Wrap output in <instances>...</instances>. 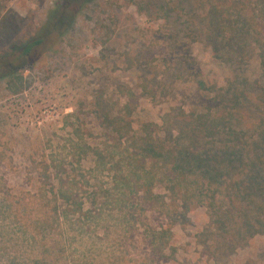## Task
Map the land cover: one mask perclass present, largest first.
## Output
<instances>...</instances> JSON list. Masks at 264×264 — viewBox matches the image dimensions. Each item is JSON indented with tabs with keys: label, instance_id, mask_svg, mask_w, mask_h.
I'll return each mask as SVG.
<instances>
[{
	"label": "trees",
	"instance_id": "obj_1",
	"mask_svg": "<svg viewBox=\"0 0 264 264\" xmlns=\"http://www.w3.org/2000/svg\"><path fill=\"white\" fill-rule=\"evenodd\" d=\"M92 1L57 0L35 38L21 47V56L48 47L49 37L67 32L81 7ZM168 5L183 12L186 38L205 43L226 76L218 81L212 71L211 78L192 62L190 45L184 58L176 59L173 49L158 42L162 29L137 56L123 53L125 67L132 75L138 73L134 84L139 93L129 83H119L118 96L102 88L91 106L103 128L111 129L110 148L103 144L96 154L97 167L110 165L111 188L98 185L90 198L87 171L67 170L63 156L28 158L25 180L35 189L30 203L12 198L6 177L0 175L3 264H68L59 247L44 249L38 257L28 256L27 248H38L39 238L86 231L89 213L96 220L104 215L125 220L128 234L137 225L143 228L151 247L149 262L167 260V243H158V238L164 240L169 234L165 226L171 228L194 206L207 214L201 247L216 264L228 262V254L248 238L264 235V0H169ZM180 30H172L171 37ZM3 69L0 62V79L14 74ZM172 96H180L179 105L168 107L160 125H144L143 135L132 131L131 116L142 99L157 103ZM84 157L88 153L73 157L70 165L81 168ZM89 199L91 210H85ZM47 253L55 257L53 262Z\"/></svg>",
	"mask_w": 264,
	"mask_h": 264
},
{
	"label": "rangeland",
	"instance_id": "obj_2",
	"mask_svg": "<svg viewBox=\"0 0 264 264\" xmlns=\"http://www.w3.org/2000/svg\"><path fill=\"white\" fill-rule=\"evenodd\" d=\"M56 2L0 0V62L7 74L14 71L11 77L0 79V175L6 177L11 197L25 199L26 203L31 202L35 191L33 184L30 187L25 180L29 179L31 166L28 158L34 155H39L38 160L63 156L69 163L67 170L71 167L87 171L86 191L90 198L99 186L102 190L111 188L110 165H96L97 152H102L103 144L112 143L107 139L111 129L105 130L96 119L91 107L93 99L102 88L118 96L119 83H129L139 93L134 84L138 73L131 74L122 55L137 56L140 49L153 42V34L159 29V44L173 49L176 59L184 58L185 46L190 45V54L186 55L199 68L206 74L212 71L213 77H219L214 79L221 82L220 76H226L225 70L217 69L205 43L186 38L183 12L169 6V0H94L81 7L67 32L58 38L49 37L48 47H38L28 56H21V47L27 39L35 38ZM174 29L181 30L172 38ZM179 100L180 96L157 103L142 99L131 116L132 131L143 135L144 125H160L168 107L179 105ZM86 153L89 157L83 158L81 168L70 165L73 157ZM85 201L84 209L91 210L90 199ZM110 209L107 206V211ZM147 216L153 225L157 223L150 214ZM86 217V231L74 229L68 235L39 238L38 248L28 246V256L38 257L44 249L55 246L64 250L62 255L68 264H216L201 247L200 235L208 227L203 208L194 206L171 228L163 225L169 228V234L164 240L158 238V243H167V260L150 262L146 260L151 254L150 242L139 225L128 234L125 220L121 223L110 215L96 220L92 213ZM228 255L224 264H264V235L248 238ZM46 257L52 262L55 258L52 253Z\"/></svg>",
	"mask_w": 264,
	"mask_h": 264
}]
</instances>
